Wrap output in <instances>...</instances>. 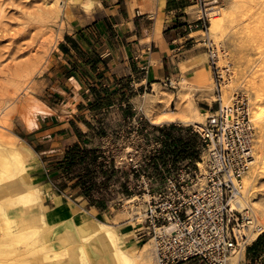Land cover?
<instances>
[{
    "label": "built area",
    "instance_id": "built-area-1",
    "mask_svg": "<svg viewBox=\"0 0 264 264\" xmlns=\"http://www.w3.org/2000/svg\"><path fill=\"white\" fill-rule=\"evenodd\" d=\"M192 1L200 6V16L191 27L205 35L206 10L213 0ZM200 42L220 81L214 48L207 39ZM171 79L169 87L174 86ZM132 112L116 134L119 149L100 147L90 153L97 157L90 169L98 178L96 184L86 178L79 196L89 192L90 199L109 208L134 212L139 242L154 240L158 264H229L231 257L246 253L254 214L234 209L231 202L241 195L244 174L254 161L247 97L236 94L229 109L220 106L201 124H156L135 108ZM130 198L134 202L126 205Z\"/></svg>",
    "mask_w": 264,
    "mask_h": 264
},
{
    "label": "crops",
    "instance_id": "crops-1",
    "mask_svg": "<svg viewBox=\"0 0 264 264\" xmlns=\"http://www.w3.org/2000/svg\"><path fill=\"white\" fill-rule=\"evenodd\" d=\"M94 3L90 14L75 22L53 49L47 97L39 100L33 128L24 122L23 131L35 146L42 179L47 178V162L54 172L68 149H78L82 142L95 145V129L99 123H107L103 118L109 112L106 108H143L146 114L145 97L155 96L156 87L164 89L162 83L169 77L179 83L189 81L192 100L202 113L217 110L203 92L211 74L199 58L204 53L196 52L199 31L191 27L195 20L188 16V0ZM190 61L201 62L183 72L181 64ZM176 101L171 104L174 113ZM162 123L185 124L179 119ZM27 136L21 137L27 140ZM44 156L51 159L43 161ZM71 187L69 184L64 191ZM54 194L57 199H49V206L69 202L67 196ZM121 230L130 231L131 224Z\"/></svg>",
    "mask_w": 264,
    "mask_h": 264
},
{
    "label": "bare ground",
    "instance_id": "bare-ground-1",
    "mask_svg": "<svg viewBox=\"0 0 264 264\" xmlns=\"http://www.w3.org/2000/svg\"><path fill=\"white\" fill-rule=\"evenodd\" d=\"M215 3L213 1L209 3L206 10L210 25L206 39L213 48L214 44L211 42L213 36L216 37L218 34L220 35V32L224 31L227 33L226 30L234 22L245 20L244 17L247 15L248 19H251L254 24V27L251 28L247 27L248 25L246 26V31L250 33H248V37L256 39L264 36V32L261 29L264 21V0H234V5L230 11L222 10L218 6L209 8L210 4ZM81 4L87 11H91L95 5L94 0H83ZM254 8L256 10H253ZM240 24L242 26V23ZM202 39L199 38V40ZM214 50L217 52V48H214ZM242 52L243 50H241L240 54H243ZM217 59L218 62L215 61V63H218L220 68L225 69V63H221L223 59L220 56ZM202 61L206 62V60ZM199 62L201 61L182 63L181 69L185 72ZM255 75L253 76L255 77ZM211 77L210 82L206 87H203L205 94H209L213 90L214 81L212 82L213 77ZM221 77L224 79L222 75ZM171 80L174 83L173 87L166 85V79L162 83L165 87L164 89L160 88L159 90L156 87L157 94H154L155 96L148 95L145 97L144 103L146 102L147 104L146 114L143 108H135L137 112L145 114L156 124L176 119L185 122V124L206 123L212 114L202 113L194 100L191 99L192 96L188 90V84H186L188 80H184L177 86V82L173 78ZM221 80L218 81L217 78L219 84ZM228 80L227 83L226 80L223 83H226L228 90L221 89V93L224 94L220 97V106L224 109H229L233 105L235 96L227 104L223 103V99H230L229 92L238 83V79L235 81L234 76L229 77ZM247 83L248 85L250 84L249 82ZM178 87H180V90L174 93L173 90H177ZM254 88L257 89V87ZM259 90L257 92L261 94H256L257 100L254 103L255 106H253L252 116L248 101L249 118L253 124L254 131L255 125L253 121L260 123L258 128L259 141L253 149L254 161L250 163L244 174L241 195L231 202L234 209H249L254 214L243 194H248L250 190L258 187L260 189L259 195H256L257 197H255L252 204L255 212H257V217L261 221L254 214V224L246 232L248 234V243L256 241L264 232L262 226L264 225V183L257 187L258 182L263 179L264 175V109L261 107V104L264 103V87L263 90ZM175 98L177 100L176 113L171 108ZM147 99L149 100L148 102L146 101ZM187 101V105H183ZM37 104L39 106V102ZM106 109L120 110L125 114V118L134 116L133 108L124 107L121 109V107L116 106ZM24 117L27 127L29 129L33 128L35 117L29 110L25 112ZM101 124L104 123L101 122ZM0 126L5 128L2 124ZM111 138H113L112 134L109 133L108 139ZM32 156V149H30L24 139L8 135L3 130H0V264H65V262H62L64 257L68 259L67 264H158L155 257L154 240L148 239L149 242L144 245H137L139 240H135L137 235L136 226L137 229L140 226L138 225L139 221L133 218L134 212L130 214L122 210L118 211L113 217L109 218V222H106L97 218V211H90L84 208L83 205L80 206L77 203L80 198L76 200L69 199V202L59 203L58 206H49L46 201L48 199H57L54 194L56 191L51 187L47 179L40 183L41 176L33 173L38 170L39 163L37 159L32 161ZM130 199L127 200L126 205L135 200ZM128 214L133 218L132 220H136V225L129 221L131 224V230L127 231L129 233L121 230L124 227V223H129ZM244 255L245 253L242 252L236 254L233 258L231 257L230 264H238L244 258Z\"/></svg>",
    "mask_w": 264,
    "mask_h": 264
},
{
    "label": "rangeland",
    "instance_id": "rangeland-1",
    "mask_svg": "<svg viewBox=\"0 0 264 264\" xmlns=\"http://www.w3.org/2000/svg\"><path fill=\"white\" fill-rule=\"evenodd\" d=\"M82 1L83 0H0V124L5 126V128L0 126V130H3L8 135L26 139L21 137L27 136L23 131L25 122L24 114L29 110L31 114L36 117L39 111L37 104L39 102L38 100L43 101L47 97L45 89L49 88L47 79L49 78L53 49L75 22H79L84 15L90 14V11L85 10L82 6ZM233 1L234 0H213V2L216 3L210 4L209 8L218 6L222 10L230 11L234 5ZM188 4L191 5L188 9V16H190L192 20L198 19L200 16V6L195 4L192 0H188ZM254 7L256 8V6ZM255 8L253 10H256ZM247 16L244 17L245 20L234 22V24L226 30L227 33L224 31L220 32V35L218 34L216 37L213 36L211 42H213L214 48H217L216 61L218 62L217 57L220 56L223 59L221 63H225L226 65L225 69L218 66V72L224 78L220 82L221 89L228 90L225 84L229 81V77L234 76L235 81L238 79V83L231 88V93L229 92L230 99H223V103L227 104L229 103L228 101H232L236 94H243L249 101L250 114L252 116L253 106H255L254 103L257 100L256 96L262 93L259 89L263 90L264 87V36L256 39L248 37L249 32H247L246 29L247 27H254V24ZM240 23H242V26ZM261 29L264 32V21L262 22ZM198 37L204 40L207 37V33L204 35L199 32ZM200 41L201 40H199L200 49L196 52L204 53V55L199 58H201V61L206 60L207 67L213 77L212 82L214 81L212 92L207 94L211 100L214 101V104H216V109H218L221 104L218 92H221V89L217 86L219 82L217 81V76L214 72L212 61L210 60L209 50H207ZM254 43L257 45H254ZM243 47L244 49H242ZM241 50H243V54H240ZM249 72L253 75L256 74L255 77ZM174 80L177 82V86L179 82L177 79ZM225 80L226 83L223 84ZM247 82L250 84L248 85ZM186 84H188V90L190 92L189 81H187ZM254 87H257V89ZM258 90L261 93L257 92ZM223 94L221 93V95ZM190 95L192 96V94ZM191 99H193V96ZM261 107L264 109V103L261 104ZM209 114L212 113H208V115ZM124 116L125 114L120 110H109L103 117L107 120V123L103 122L105 128L99 123L98 127L95 129L94 146L88 147V145L82 142L79 148L70 156L65 153L63 157L56 162L58 166L54 172H52L50 162H47L46 166V179L56 192L60 195L67 196V200H76L80 198L77 200L80 206L84 204L83 207L87 210L97 211V218L106 222H109V218L113 217L118 211L122 210L130 214L133 212H130L127 208H109L106 206L105 202L98 203L88 197L90 194L89 192L86 193L84 198H81V196H79V188L83 186V182L86 178L90 180L92 184H96V179L98 178L97 175H93V171L90 169V166H93L94 163L97 162V157H90V153L96 152L100 147L107 148V150L112 149L114 151L117 148L119 149L120 138L116 136V134L119 133L122 124L121 120L125 118ZM253 122L255 125V147L259 141L258 128L260 123ZM109 133L113 134V138L107 139ZM30 140L29 136H27V140L24 141L28 144L30 149H32L33 156L31 160L36 161L38 157L34 152L35 146L29 142ZM50 159L51 157L48 158L44 156L43 161ZM76 172H80L79 180H75V176H78V173L75 175ZM33 173L36 175L41 174L38 170ZM43 180L45 179H41L40 183H42ZM258 183L257 187L261 186V183H264V175L263 179ZM69 184H71L72 187L69 192H65L64 187H67ZM92 190H96L95 185H92ZM259 191L260 189L258 187L250 190L248 194H243L258 219L259 217H257V212H255L252 203L255 197L259 195ZM48 200L46 203L50 204ZM130 214H128V222L131 221L133 225H136V220H132L133 218H131ZM259 220L261 221V219ZM125 224L126 223H124V225ZM262 226L264 228V225ZM262 234L264 235V232ZM135 240H139L137 235L135 236ZM147 242H149V240L145 239L137 245L142 246ZM254 242L249 243L248 246H251ZM259 257H263L262 264H264V250L256 259ZM67 260L68 259L65 257L62 258V262H65V264H67ZM238 264H256V261L252 259L246 251L244 258L241 259Z\"/></svg>",
    "mask_w": 264,
    "mask_h": 264
},
{
    "label": "trees",
    "instance_id": "trees-1",
    "mask_svg": "<svg viewBox=\"0 0 264 264\" xmlns=\"http://www.w3.org/2000/svg\"><path fill=\"white\" fill-rule=\"evenodd\" d=\"M76 148L68 149L67 155L70 156L74 153ZM264 250V235H260L259 238L251 245L247 247V254L252 257V259H256L258 255H260Z\"/></svg>",
    "mask_w": 264,
    "mask_h": 264
}]
</instances>
